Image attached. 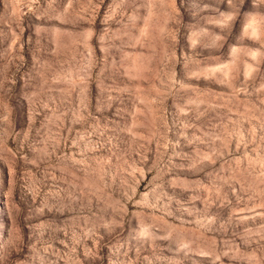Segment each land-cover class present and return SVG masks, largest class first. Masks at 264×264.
Returning a JSON list of instances; mask_svg holds the SVG:
<instances>
[{
    "label": "rangeland",
    "instance_id": "rangeland-1",
    "mask_svg": "<svg viewBox=\"0 0 264 264\" xmlns=\"http://www.w3.org/2000/svg\"><path fill=\"white\" fill-rule=\"evenodd\" d=\"M0 264H264V0H0Z\"/></svg>",
    "mask_w": 264,
    "mask_h": 264
},
{
    "label": "clouds",
    "instance_id": "clouds-1",
    "mask_svg": "<svg viewBox=\"0 0 264 264\" xmlns=\"http://www.w3.org/2000/svg\"><path fill=\"white\" fill-rule=\"evenodd\" d=\"M140 235L146 236L149 235V226H144L140 229Z\"/></svg>",
    "mask_w": 264,
    "mask_h": 264
}]
</instances>
